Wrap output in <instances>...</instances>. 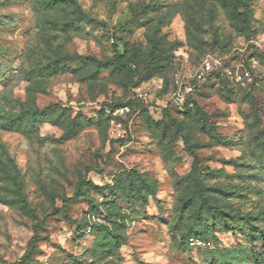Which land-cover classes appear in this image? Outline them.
Listing matches in <instances>:
<instances>
[{
  "label": "rangeland",
  "instance_id": "obj_1",
  "mask_svg": "<svg viewBox=\"0 0 264 264\" xmlns=\"http://www.w3.org/2000/svg\"><path fill=\"white\" fill-rule=\"evenodd\" d=\"M263 57L264 0H0V264H264Z\"/></svg>",
  "mask_w": 264,
  "mask_h": 264
},
{
  "label": "trees",
  "instance_id": "obj_2",
  "mask_svg": "<svg viewBox=\"0 0 264 264\" xmlns=\"http://www.w3.org/2000/svg\"><path fill=\"white\" fill-rule=\"evenodd\" d=\"M255 0H240V2L238 3H234L230 0H222L223 4L229 8L230 10H232L240 19H242L244 22L247 21L248 18V4H250L251 2H253ZM59 2H54V4H58ZM240 9H244V12H241ZM155 46L152 47L151 49L155 50ZM150 57L151 59L155 58V54L154 51H150ZM264 60V57L262 58ZM92 62L96 63V66L99 68H110L113 71H116L118 73H127L129 76L135 77L136 76V72L131 68V66L127 63H125L124 61H122L121 57L115 55L114 59L110 62L107 63H99L97 62L95 59H90ZM214 71L210 76H215L217 74V77L219 76V73ZM198 105L196 102H191V101H186L184 102L183 106H181L179 108V112L183 115H188L191 114L192 112L195 113L197 111ZM57 110H60V117L63 119L65 117H70L71 113H73L72 109H61L59 108L58 105H52L47 109L44 110H40V109H36L34 112V115L36 117H38L39 119H43L45 116H48L50 114H54L55 112H57ZM192 113V114H193ZM79 115L78 117L73 118V123H72V130L68 131V135L66 137H71L72 135H74L75 133H77L78 128H79ZM148 125H150V119H147ZM118 143L121 142L120 140L117 141ZM140 176H143V174H139ZM132 191L136 192L138 194V196H140L142 198V200H144L146 198L144 191L137 187V184H131L130 185ZM75 199V198H72ZM71 199V200H72ZM206 206V205H205ZM206 210H210L212 212H214V214H219L221 216H224L225 213L224 211H222L220 208H212V207H205ZM99 214H102V212L98 211ZM202 213H203V206H200L199 208H197V213H196V217H198V219H200L202 217ZM70 221V224H73L74 226H76L77 230L79 233H84L85 228L89 225L88 223L86 224V222L83 223H79L77 221ZM94 226V225H93ZM95 229L100 228V231L103 233H107L110 236L114 235L113 230H110L107 226H95ZM104 230V231H103ZM253 232V231H252ZM256 235H259L261 237L264 238V232L263 231H256L254 232ZM40 240V236L39 233L36 232V236L32 239L31 243H30V250L23 256L22 260L18 263V264H31L33 262V258L34 255L36 253H38V241ZM189 240H191L189 238Z\"/></svg>",
  "mask_w": 264,
  "mask_h": 264
},
{
  "label": "built area",
  "instance_id": "obj_3",
  "mask_svg": "<svg viewBox=\"0 0 264 264\" xmlns=\"http://www.w3.org/2000/svg\"><path fill=\"white\" fill-rule=\"evenodd\" d=\"M214 72V67L209 64V63H205L201 66L200 69H198L195 73V79L199 82V81H202V80H206V78L208 76H210L212 73ZM190 243L191 245H198V246H201L202 245V242L199 241V240H194V239H191L190 240Z\"/></svg>",
  "mask_w": 264,
  "mask_h": 264
}]
</instances>
